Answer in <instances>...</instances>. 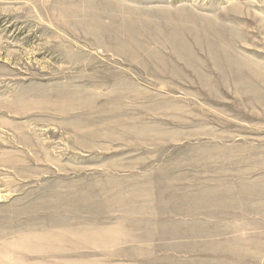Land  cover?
<instances>
[{
  "label": "rangeland",
  "instance_id": "1",
  "mask_svg": "<svg viewBox=\"0 0 264 264\" xmlns=\"http://www.w3.org/2000/svg\"><path fill=\"white\" fill-rule=\"evenodd\" d=\"M0 264H264V0H0Z\"/></svg>",
  "mask_w": 264,
  "mask_h": 264
}]
</instances>
